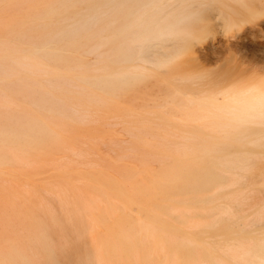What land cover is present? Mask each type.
<instances>
[{
    "label": "bare ground",
    "instance_id": "6f19581e",
    "mask_svg": "<svg viewBox=\"0 0 264 264\" xmlns=\"http://www.w3.org/2000/svg\"><path fill=\"white\" fill-rule=\"evenodd\" d=\"M263 32L264 0H0V264H264V68L199 53Z\"/></svg>",
    "mask_w": 264,
    "mask_h": 264
},
{
    "label": "rangeland",
    "instance_id": "374dc122",
    "mask_svg": "<svg viewBox=\"0 0 264 264\" xmlns=\"http://www.w3.org/2000/svg\"><path fill=\"white\" fill-rule=\"evenodd\" d=\"M248 26H250V24H248ZM221 37L222 39L219 41L218 48L216 50H213L210 47L199 50V53L203 58L212 57L211 63L209 62L212 67L222 63L225 58H229V60H231L236 57L239 59V61H241L242 65H247L248 67H254L258 69L264 68V47L257 44L260 41H264V38H254L253 40H255L257 42L256 43L255 41L249 39V37ZM103 150L106 152L104 148ZM40 177L46 176L41 174Z\"/></svg>",
    "mask_w": 264,
    "mask_h": 264
}]
</instances>
